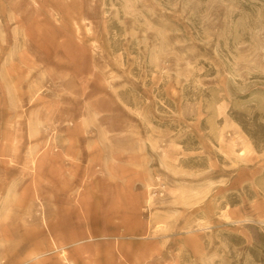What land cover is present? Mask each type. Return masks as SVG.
<instances>
[{
	"label": "rangeland",
	"instance_id": "1",
	"mask_svg": "<svg viewBox=\"0 0 264 264\" xmlns=\"http://www.w3.org/2000/svg\"><path fill=\"white\" fill-rule=\"evenodd\" d=\"M45 141L121 207L51 205L122 218L79 264H264V0H0V264H48Z\"/></svg>",
	"mask_w": 264,
	"mask_h": 264
},
{
	"label": "crops",
	"instance_id": "2",
	"mask_svg": "<svg viewBox=\"0 0 264 264\" xmlns=\"http://www.w3.org/2000/svg\"><path fill=\"white\" fill-rule=\"evenodd\" d=\"M66 142L71 143L67 144V147H76L78 143L76 140ZM78 152L79 150L72 149L68 154H65V150L61 153L59 151L54 153L52 149L48 148L45 141V154L38 158V169L34 171L33 179L39 180L38 185L42 192V207L45 212L42 222L45 225V232H47V241L52 243L51 247L45 249V263L48 264L50 260H53L52 264H79L80 261H86L93 257L97 259L96 256L101 252L98 243H104L103 240L113 243V239L117 241L122 238L118 232H116L117 236L108 233V231H103L105 234L101 233V235L94 232L95 225L93 226V224L96 220L106 229H109L111 225L120 226L122 218L120 219V216L112 215V213H107L106 216L98 213L95 215L84 214L83 219L87 228V235L84 237L74 235L69 240H64L57 228L60 230L62 227L69 226L70 214H57V217L52 221L49 218L51 205L61 212L72 211L75 213L77 211V218L80 223H82V212L91 211L94 205L97 207L96 211L100 212L103 207L107 208L109 212L121 211V207L116 206L118 203L116 199L111 198L108 202L109 192L107 189L112 188V184L107 186L109 183L107 182V185L105 183L104 186H98L96 185L98 184L97 181H93L94 187H90V184L83 185L81 181L82 156ZM114 191L113 189L112 192ZM54 195L59 196V198H54ZM122 208L124 209V207ZM78 222L77 224H79ZM74 224H76V221ZM120 230H123V227Z\"/></svg>",
	"mask_w": 264,
	"mask_h": 264
}]
</instances>
